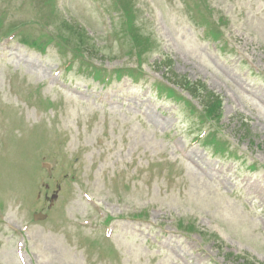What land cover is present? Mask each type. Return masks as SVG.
<instances>
[{
	"label": "rangeland",
	"instance_id": "374dc122",
	"mask_svg": "<svg viewBox=\"0 0 264 264\" xmlns=\"http://www.w3.org/2000/svg\"><path fill=\"white\" fill-rule=\"evenodd\" d=\"M111 3L0 0V264H21L22 242L25 264H264V0H134L157 43L135 83L95 81L57 41L20 43H46L53 4L114 57ZM161 54L222 97V155L195 138L209 124L158 97Z\"/></svg>",
	"mask_w": 264,
	"mask_h": 264
},
{
	"label": "trees",
	"instance_id": "16d2710c",
	"mask_svg": "<svg viewBox=\"0 0 264 264\" xmlns=\"http://www.w3.org/2000/svg\"><path fill=\"white\" fill-rule=\"evenodd\" d=\"M187 88L188 90H191L193 93H198L196 91L197 87L193 86V85H190V84H187Z\"/></svg>",
	"mask_w": 264,
	"mask_h": 264
}]
</instances>
